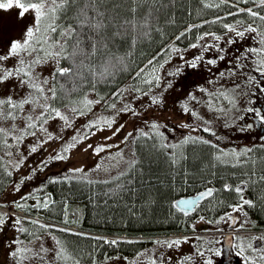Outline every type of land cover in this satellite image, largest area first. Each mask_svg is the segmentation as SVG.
I'll use <instances>...</instances> for the list:
<instances>
[{"label": "snow or ice", "instance_id": "1", "mask_svg": "<svg viewBox=\"0 0 264 264\" xmlns=\"http://www.w3.org/2000/svg\"><path fill=\"white\" fill-rule=\"evenodd\" d=\"M148 2V0H145ZM152 3L155 0H151ZM203 2V0H201ZM249 3L255 4L257 7H240V4L247 5ZM109 0H0V12L12 14L14 11L15 19L11 21L15 27H20L23 24L21 33L18 37L13 38L8 30L9 21L0 15V121H12L10 127H0V149L4 150L5 156L9 157V166L13 170H18L27 160V156L18 152L19 146L24 142L25 137H35L36 142L29 148V155L36 153L44 145L59 139L60 137L54 136L49 132L46 125L49 120L63 121L68 127H71L69 117L61 111V107L68 108L70 112L77 116H83L87 111L91 110V106L100 103V100L92 101L83 96L82 99L73 100L72 95L84 83H87L92 89L100 80H108L114 78L118 73L124 72L128 65L127 54L124 56L117 55L111 51L109 45L116 37L127 36L132 45H135L140 38H147L150 36L152 28L150 18L152 12L142 14L137 17L138 8L141 5V0H130L128 11L132 14L131 17L121 18L117 9L118 4L112 5V12L110 14L107 7ZM222 5H227L234 8L235 11H228L226 16L238 17L243 14L245 17L250 18L247 22L243 19H237L235 23H223L222 28L225 30V35L231 33L236 38L243 39L246 34L254 33L256 46H249L244 49L239 55L234 57L233 68L230 69L233 75L236 74L237 69H248L244 72V86L246 91H241L242 95H249L251 93L250 86L255 85L260 93L264 94V0H218V2L204 3L206 8H219ZM259 9V10H257ZM69 14L72 15L73 20L70 23L62 24L61 20L65 19ZM225 17L216 16L212 23H219ZM28 21L27 23H24ZM205 23H208L205 21ZM193 27H200L194 25ZM189 28L187 31H191ZM185 33L181 32L176 37L179 40ZM207 37H211L215 43L198 44L192 43L191 48L201 47L203 52H208L214 49L218 55L215 59L209 58L205 60L203 54L194 56L191 60L185 59L181 54L179 59L191 69H198L201 64L215 66L218 61L225 60L226 49L221 47L219 42L223 39L222 36L214 32H204L199 36L200 41H204ZM239 41L227 39L228 45L237 44ZM172 53H181V49L175 45L169 47ZM61 60L69 61L70 66H60ZM11 62V63H10ZM54 62L56 65L52 70L51 76L41 79L40 73L37 71L38 66ZM249 63L254 66L249 67ZM164 65L160 64L159 69H163ZM159 69L153 65V61L149 60L144 67H141L135 72L133 77V85L131 91L139 93L141 96L149 98L148 107L153 106L163 107L165 104L164 92L172 88V82L168 81L167 87L162 91L153 94V88H159L161 84V76ZM181 69L178 67L175 71H170L167 76L174 77L180 73ZM211 71V69H209ZM255 73V74H253ZM221 77L225 75L224 72L219 74ZM61 78L64 82L61 83ZM137 81L139 83H137ZM72 83L73 87L68 88L67 84ZM146 85L142 88L139 85ZM50 85V86H49ZM20 88L25 89L23 94H19L16 98L11 94ZM241 90V84L236 83L231 92L218 91L216 94V101L220 98L227 100L232 108L236 107V100L234 99L235 93ZM205 92L206 89H200ZM123 91L114 93L117 98L123 96ZM212 94H210V97ZM190 100L195 101L196 97L189 94ZM58 102L60 106H58ZM210 110L217 112H225L223 107H217L212 98L207 101ZM115 109L116 104L113 102L110 105ZM184 113H190L193 117L200 119L198 114L190 109L187 104H181ZM232 108L227 111L230 112ZM247 112L254 113L255 118L260 124L264 125V113L259 108H247ZM120 112L130 113L132 117H140L141 112L137 111L131 104H125ZM243 119V117H240ZM17 120H23V126L18 127L15 123ZM114 123V118H98L91 120L85 126L87 130L96 129L101 124L111 128ZM208 125L209 121H204ZM149 132L143 129H138L139 138L157 139L159 138L158 147L161 150L171 149L167 153L170 165L173 167L179 166L181 161L186 160L187 156L183 152L185 145H210L213 149H217L214 159L221 164L231 163L232 167L241 164V158L248 156L252 151L251 148L245 147L237 151L232 149L225 151L220 149L217 144H212L211 141L201 137L192 135L185 136L182 140L176 143L167 142L168 137L162 132L161 128H167V125H162L155 120L145 121ZM183 128H190L191 125H180ZM253 124L248 123L245 128L251 129ZM123 128L115 130L118 133ZM202 130L215 136L216 133L212 131L210 126H205ZM244 130V129H242ZM175 131V129H171ZM192 131H196L192 128ZM151 133V135H150ZM39 134V135H38ZM94 134V133H93ZM88 132L81 135L79 131L77 135L71 138V143H67L62 147L61 151L56 152L54 155L49 156L47 159L42 160L38 169H32L30 175H26L19 182L14 184V191L20 192L21 185L26 181H30L36 175L37 170L44 171L51 161H64L68 159L67 153L76 147L77 143L87 139ZM133 133L129 132L128 137H132ZM107 139H111L108 137ZM219 139V137H217ZM92 148V145L88 146ZM104 145L96 146L93 151L95 154L105 150ZM264 147V145H262ZM87 150V149H85ZM15 157L14 160L11 158ZM4 158L0 157V165H3ZM100 166L97 165V168ZM71 175H64L62 177H49L48 183H59L63 181H71L73 178L80 180L86 179L87 174L83 167L72 168L68 170ZM3 172L9 177L12 176V171L8 170V166H3ZM79 174V175H78ZM260 180L264 181V175L260 176ZM91 183V181H89ZM107 183V181H105ZM43 187H38L33 192L22 195L18 200H13L9 203H0V208L31 211L46 210L50 208L51 204L55 201L50 199V195L43 197L35 195L37 192H42ZM224 190L234 191L238 196L236 204H230L231 212H226L225 215L220 216L215 221H206L209 224H220L221 222L232 224L236 223V218L233 213L241 212L245 205L253 206V201L244 197V188L241 184H237L234 189L225 184ZM214 189L211 187L206 188L205 191L199 192L198 196L192 199H179L172 202L171 207L178 212H183L185 216L198 207L199 201L212 197ZM35 201L31 205L27 201ZM246 216L247 213H244ZM200 221H205V217L200 216ZM63 223L68 224L70 221L67 219V209L65 208V218ZM246 223V222H245ZM245 223L239 225L240 229L245 228ZM25 225H31L32 228ZM193 228L195 225L192 226ZM6 229L14 233H19L29 237L28 243L20 239V236H14L7 239ZM222 231V229H217ZM53 231L70 232L69 228H60L55 224L43 223L38 219H32L30 215L24 217L17 215L15 211L0 212V233L5 234L7 242L4 247L7 249L5 261L10 259L12 264H26L30 260H38L39 264H48L46 257L51 253V259L55 264H81V257L75 250H70L62 239H58L52 234ZM51 236L54 242L52 248H45L43 243H40L36 250H33L31 245L33 241H42L43 235ZM74 235H85L83 233H73ZM92 239H103V243L110 245H117L120 241L118 239L108 240L106 238L91 237ZM189 237H177L165 240H156L154 243L159 247L168 249L180 248L182 244L189 242ZM197 241H201L202 237L196 236ZM239 240V237H233ZM251 240H264V236L252 237L250 241L245 244L239 243L235 245L238 249L237 255L243 257L244 264H264V248L254 247ZM131 241H129L130 243ZM219 243V241H203L202 244L194 245L193 254L185 255L177 261V264H195V257L203 259V264H213V260L208 255L219 256L221 255L220 249H213L211 247L205 248L203 244L211 245ZM246 249L250 251V255H246ZM254 254V255H252ZM90 255V254H89ZM162 260V257L160 258ZM171 259V258H169ZM150 264H157L156 259H152Z\"/></svg>", "mask_w": 264, "mask_h": 264}, {"label": "trees", "instance_id": "2", "mask_svg": "<svg viewBox=\"0 0 264 264\" xmlns=\"http://www.w3.org/2000/svg\"><path fill=\"white\" fill-rule=\"evenodd\" d=\"M210 2L214 0H203V2L201 0H155L154 3L151 0L148 2L141 0L137 17L151 11L150 22L155 30L151 31L149 37L140 38L135 45L131 44L126 35L113 39L109 47L117 55L127 54V69L118 73L114 78L100 80L94 89L84 83L76 89L72 99L78 100L86 94L95 93L97 97L106 98L98 100L109 101V98L126 86L128 81L135 76V72L144 67L149 60L161 59L172 42L178 44V48L181 49L180 55L182 50L188 51L191 48L190 45L198 41L199 36L204 32H214L222 36V41L226 42L230 36L229 33L225 35V30L222 28L223 23H234L237 19L247 22L250 19L243 14L238 17L226 16L228 11H235L227 5L211 9L204 7V3ZM113 4L119 5L117 11L121 18L131 17L132 14L128 11L132 6L130 0H109L107 7L110 14L115 15V12L111 11ZM240 7L256 8L257 6L249 3L240 4ZM216 16L225 18L214 24L211 21ZM72 20L73 17L69 14L60 23L67 24ZM194 25H200V27H193ZM189 28L192 30L187 31ZM181 32L185 35L177 40L176 37ZM209 38L208 43H215L211 37ZM241 44H236V49L235 44H227V50L234 48L235 57L243 49ZM213 50L202 52V54L206 58L211 56L215 59L217 54L212 53ZM221 62L218 61V64ZM60 66L68 67L70 62L61 60ZM189 73L191 74L192 71ZM63 82L61 78V83ZM67 87L72 88L73 84L68 83ZM58 106H60L59 102ZM198 137L219 146L215 140L216 135L213 136L210 133L203 135L201 132ZM158 143L159 138L155 140L136 138L135 145L138 155L133 166L128 172L110 180L73 178L71 181L61 180L59 183H48L49 177L65 175L62 170L50 171L46 174L44 184L48 195L55 203L51 204L49 209L39 212L31 210L27 211L28 214L40 213L46 219L43 223L55 224L60 228H67L65 225L68 224L76 226L77 230L53 231L52 233L58 239H62L70 250H75L80 254L81 264H111L115 260H125L126 257H133L150 246L156 237L194 231L196 227L192 226L195 224L196 216H214L223 211L224 208L220 205L224 206L236 200L237 194L234 191L224 190L225 184L233 189L237 184H246V191L255 203L252 212L259 223L264 224V181L260 180V176L264 175V152L262 150L252 151L248 159H243L240 165L232 167L231 163L235 162L229 164L217 162L214 159V155L218 154L217 149H213L210 145L189 144L183 148L187 159L181 161L179 166L173 167L167 155L171 149L161 150ZM0 157L4 158L3 165H0L1 195L15 181V177L13 173L9 177L3 172V166H8L3 149H0ZM204 180H211L216 190L212 197L205 199L204 203L197 208L195 213L197 215L189 213L185 216L183 212H178L171 207L172 202L189 193L194 186H201ZM68 207L71 220L70 223L65 224L63 223L65 208L68 209ZM25 226L32 228L31 225ZM73 233L85 235H74ZM107 235H125L126 237H119L120 242L115 246L103 243V239L91 238H105ZM156 260L157 264L163 262L158 252ZM164 263L176 264L171 263L169 259H165ZM48 264H55V262L48 261ZM128 264L138 263L134 258L133 261L129 260Z\"/></svg>", "mask_w": 264, "mask_h": 264}, {"label": "rangeland", "instance_id": "3", "mask_svg": "<svg viewBox=\"0 0 264 264\" xmlns=\"http://www.w3.org/2000/svg\"><path fill=\"white\" fill-rule=\"evenodd\" d=\"M14 11L15 10H13L12 14L0 12V15L4 16L6 20L9 21L8 30L13 38L20 35L21 29L24 26L23 24H20V27H15L14 25H12L11 21L15 19ZM27 22L28 21H25L24 23ZM246 35L254 45L255 34L249 33ZM229 36L232 39L238 40V45L242 41H245V38H236L231 33H229ZM209 40L210 38L207 37L204 41L198 40L195 43L202 45L208 43ZM219 44L221 47L226 49V58L220 64L217 63L215 66L203 63L198 69H191L188 65L184 64L179 59L180 54L172 53L169 51V47L171 45H175L176 47H178V44H174V42H172V44L168 46L164 56H162L161 59H151L153 61V65L158 69L160 64L164 65L163 69H159V75L162 78L160 87H154L152 90L153 94L160 92L164 88H166L168 81H171L173 85L172 88H169L164 92L166 102L163 107L153 106L149 108L148 97L141 96L139 93H134L131 91L134 76L128 81V84L126 86L117 91H123V96L117 98L113 95L114 97L112 96V98L107 97L109 98V101L101 100L98 104L94 103L91 106V110L87 111L83 116L74 115L68 110V108L61 107V111L69 117L71 127L66 126L64 122L60 121L59 119L49 120L48 125H46L49 132H51L54 136L60 137L59 139L49 141V143L44 145L43 148L39 149L36 153H32L31 155H29V148L35 144L36 138L31 136L25 137L24 142L19 146L18 152L22 155L27 156V160L18 170H13L9 166L10 158L5 156V158L7 159L8 168L10 171H12L15 177V181L0 195V203H9L13 200H18L20 196L31 193L34 189L41 186H44L43 191L37 192L35 193V195L40 197L48 195L45 189L44 180L47 178L46 174L55 169L64 171L65 175H71V173L68 171L69 169L83 167L85 173L87 174L85 180H110L128 172L133 166L134 161L136 160V157L138 155L135 145L136 138L139 137L137 130L143 129L144 131L149 132V128L145 124L146 120H155L162 125H167V128H161L160 130L165 133L170 143L179 142L189 134L192 136H196L197 133L199 134L203 132V135H206V133L204 131H201V129L205 126H210L215 130L214 132L216 133V137H219V139L215 140L219 144L220 149H224L225 151L235 149L239 151L237 146H232L230 144L231 141L234 142L233 139H236L238 137V132L240 131V125L237 120L238 114L241 112V108L243 106L247 107L248 103L254 97H257L260 92L258 89L256 90L255 85H252L250 86L252 94H240L241 91H246L243 83L244 72H246V70L237 69L236 74L233 75L230 71V69L233 68V64H230L229 61L234 57L235 50L234 48H232L228 51L227 44L224 40H221ZM213 51L218 55L215 50ZM202 52L203 50L201 47L190 48L188 51L182 50V55L185 57V59L191 60L194 56L202 54ZM209 58L212 57L210 56L206 59ZM55 66L56 65L54 64V62H48L38 66L37 71L40 73L41 79H43L44 77L50 78L52 70ZM252 66L254 65L249 63V67ZM178 67L181 69L178 75L174 77L167 76L168 72L175 71ZM209 69H211V71H209ZM190 71H192L191 74L189 73ZM221 72L225 73L223 77L219 75ZM137 83L139 82L137 81ZM236 83L241 84V90H238L234 95V99L236 100L235 108H232V105H230L228 101L224 100L223 98H220L218 102L216 101L215 97L216 94H218V91H225L230 93L233 89L234 84ZM261 83L264 84L263 81H261ZM139 86L142 88L147 87L143 84H140ZM200 89H206V91L201 92ZM24 91L25 89L20 88L18 92L14 91L11 94L14 98H16L19 94H23ZM189 94L195 95L196 100H190L188 98ZM210 94H212L211 97ZM85 96L87 97V99L92 101L105 98L103 96L97 97L95 93L86 94ZM209 98L213 99L214 104L217 107H223L225 109V112L210 110L207 104ZM113 102L116 104L115 109L110 107ZM182 103L187 104L190 109H193L198 114V117H200V119L193 117L190 113H184L183 109L181 108ZM125 104H131V106L134 107L137 111L141 112L142 115L140 117H132L130 113L120 112V109ZM229 108H232L230 112L227 111ZM226 113L227 118H224ZM101 117L109 119L114 118V123L112 124L111 128L103 124H101L96 129L87 130L85 128L89 121L97 120ZM204 121H209L210 123L206 125ZM12 123V121H0V127L8 128ZM15 123L18 127L23 126V120H17ZM183 124H189L191 125V127L183 128L180 126ZM121 125H123V128L114 135L115 130L117 128H120ZM192 128H195L196 131H192ZM171 129H175V131H171ZM78 131L81 135H84V133L87 131V139H84L80 143H77L76 147L71 149L69 153H67L68 159L64 161H51L48 167L44 169V171L37 170V173L32 180L26 181L23 185H21L20 192L14 191V184L19 183L24 176L30 175L32 169H38V165H40V162L42 160H45L49 156L54 155L56 152L61 151L62 147L67 143H71V138L74 135H77ZM129 132H132L133 136L128 137L127 140H125V137H127V134ZM108 137H111V139H107ZM89 145H92V148H89ZM99 145L106 146L105 150L100 152L99 154H95L93 149ZM11 159L14 160L15 157ZM97 165H99L100 167L97 168ZM34 202L35 201L33 200H29L27 201V204L31 205ZM0 211L4 212L12 210L1 208ZM21 211L24 210H18L17 215L21 214ZM69 212L70 208L68 207L67 219L70 221L71 218L68 214ZM20 216L24 217L23 215ZM36 219L41 221L44 220L41 215H39V217ZM73 220L75 219L73 218ZM65 226L69 229L77 230V227L73 226L72 224H68ZM6 234L7 239H11L14 236L19 235L21 240L25 241L26 244L28 243L29 237L26 235L14 233L11 230L7 229ZM163 238H155L150 246H148L135 256H128L125 260H115L112 261L111 264H128V261H133L134 258L136 259L138 264H150V259H156L157 252L158 256L160 258L162 257L163 262H161V264H167L164 263V260L168 257L166 249H163V247H159L154 243V241L156 240H164ZM6 242L7 240L5 234L0 233V264H6L5 256L7 253V249L4 247V244ZM40 243H43L45 248L53 247L51 236L47 234L43 235L42 241H33V243L29 246L32 247L33 250H36ZM183 245L180 248H174V251L169 252V255L175 258L176 256L178 258H182L185 255L193 254V248L189 249L187 248V246L183 247ZM184 252H186V254ZM51 255L52 254L49 253L46 257L48 261H52V259L50 258ZM210 257L213 260L212 254H210ZM36 263H39V261L35 259L26 262V264ZM7 264H12V261L9 259L7 261ZM195 264H198L197 257H195ZM213 264H215V262H213Z\"/></svg>", "mask_w": 264, "mask_h": 264}, {"label": "flooded vegetation", "instance_id": "4", "mask_svg": "<svg viewBox=\"0 0 264 264\" xmlns=\"http://www.w3.org/2000/svg\"><path fill=\"white\" fill-rule=\"evenodd\" d=\"M243 46V49H246L247 47L251 46V44L249 42H242L241 44ZM241 51V52H242ZM257 89V88H256ZM259 108L261 110L262 113H264V94L259 93V95L257 97H254V99L250 102V104L245 107L241 113L240 116L243 117V119H241V128L240 131L238 132V137L237 140L239 143H242L243 145L246 143L249 147H259L260 149L264 150V147H262V145H264V125L260 124L259 121L255 118L254 113H249L246 111L247 108ZM251 123L253 124V127L251 129H247L245 128V125ZM244 129V130H242ZM208 182H211V180H204L202 182L204 188H208L210 187V185H208ZM244 188V192L243 195L245 198L250 199L251 197L249 195V192L245 190V186L241 185ZM215 187V186H214ZM214 187L212 186L211 188L214 189ZM238 199V196H236ZM236 199V200H237ZM238 201H234L231 203H226L224 206L227 207L225 208V212L221 215H218L217 217H215L212 221L217 220L220 216L225 215L226 212L230 211L231 208L228 207V205L230 204H236ZM255 203L253 202V206H247L245 205L243 210L241 212H237L238 215H240V218H238L237 214L233 215L236 218V223L232 224L231 222L228 223H224L221 222L220 224H215L216 226H219L220 229H223L221 232V237H215V239H217V241H219V243L215 244L216 247L219 246V248L222 251V240L224 239L225 233L227 232L229 227H232V229L234 230V237H239L241 239L236 240L234 239V245H233V250L231 251V254L233 255V259L232 261L234 262V264H244V259L241 256H238L236 253L238 251V249L235 247V245L239 244V243H243L245 244V246L247 245V243L250 241V239L252 237H259V236H264V233H259V234H251L249 233L250 229H245L243 231V229L239 228V225L241 223H245L249 220H254V218L252 217V215L250 214L249 211H251L254 208ZM222 206V205H220ZM244 213H247V215L245 216ZM244 232L240 235H238V233ZM197 241L196 239H193L192 237H190L188 245L189 248H191V242L192 241ZM251 243L253 244L254 247H259V248H264V240H251ZM246 255H250V251L246 249L245 252ZM254 255V254H252ZM213 262H215V264H225L223 258V255H219V256H215L213 257ZM203 264V262H202Z\"/></svg>", "mask_w": 264, "mask_h": 264}, {"label": "water", "instance_id": "5", "mask_svg": "<svg viewBox=\"0 0 264 264\" xmlns=\"http://www.w3.org/2000/svg\"><path fill=\"white\" fill-rule=\"evenodd\" d=\"M196 197H197V196H196ZM192 198H195V197H188V198H183V199H192ZM231 243H232V240H231ZM228 248H229V250H230L231 245H230Z\"/></svg>", "mask_w": 264, "mask_h": 264}]
</instances>
